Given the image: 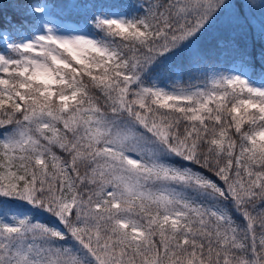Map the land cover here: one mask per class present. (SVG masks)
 Listing matches in <instances>:
<instances>
[{
  "label": "snow or ice",
  "instance_id": "1",
  "mask_svg": "<svg viewBox=\"0 0 264 264\" xmlns=\"http://www.w3.org/2000/svg\"><path fill=\"white\" fill-rule=\"evenodd\" d=\"M0 264H264V0H0Z\"/></svg>",
  "mask_w": 264,
  "mask_h": 264
},
{
  "label": "trees",
  "instance_id": "2",
  "mask_svg": "<svg viewBox=\"0 0 264 264\" xmlns=\"http://www.w3.org/2000/svg\"><path fill=\"white\" fill-rule=\"evenodd\" d=\"M9 14H11V10H9Z\"/></svg>",
  "mask_w": 264,
  "mask_h": 264
}]
</instances>
